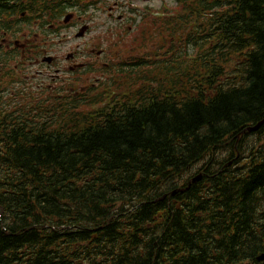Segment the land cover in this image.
Listing matches in <instances>:
<instances>
[{"label": "trees", "instance_id": "obj_1", "mask_svg": "<svg viewBox=\"0 0 264 264\" xmlns=\"http://www.w3.org/2000/svg\"><path fill=\"white\" fill-rule=\"evenodd\" d=\"M7 1L11 32L68 12ZM172 1L87 90H0V264H264V0Z\"/></svg>", "mask_w": 264, "mask_h": 264}, {"label": "rangeland", "instance_id": "obj_2", "mask_svg": "<svg viewBox=\"0 0 264 264\" xmlns=\"http://www.w3.org/2000/svg\"><path fill=\"white\" fill-rule=\"evenodd\" d=\"M89 1L84 0L81 7L68 10L67 13H75L74 18L69 22L64 23L63 15L56 27L51 28L47 25L42 33L38 31L36 37L31 36L32 43H37L39 48L42 47L47 50L46 54L55 56L58 60L54 64H48L47 62L40 64L39 62L35 63L36 61L32 63L30 60H34L35 57L27 54L26 58L28 57V60L24 68L26 71V86L35 87L39 81L42 83L47 82L44 78L45 73H52L56 69L61 68L62 72L69 74L68 64L70 62L66 61V57L70 52L78 53V61H87L88 59H97L96 53H89L90 49L104 50L105 53L101 54L99 60L100 63L102 61L107 62L110 57H107L105 47L109 42L107 39L110 32H113L114 35L128 32L130 35L136 28L134 17H138L139 20V15L144 12L146 7L157 9L164 7V4L171 6L175 4L172 0H101L100 2L96 0L95 5L84 9V5ZM86 23L89 24V28L85 35L77 36L81 27ZM35 38H37V41L34 40ZM116 49L120 53L126 52V48L122 49L117 46ZM44 55V52H42L37 59L41 61ZM254 139V137L248 138L247 142L251 143Z\"/></svg>", "mask_w": 264, "mask_h": 264}, {"label": "flooded vegetation", "instance_id": "obj_3", "mask_svg": "<svg viewBox=\"0 0 264 264\" xmlns=\"http://www.w3.org/2000/svg\"><path fill=\"white\" fill-rule=\"evenodd\" d=\"M100 2L101 0H97ZM96 0H90L89 3L85 4L84 9L91 8V5H95L97 3ZM63 4L68 7V10L71 8H79L81 4L75 3L69 0H62ZM3 4V10H0V90L1 94L5 95L6 98L15 99L16 91L24 90L25 88H32L34 90L38 89L41 90L40 87L42 86H52L56 85L57 83L69 84L74 83L75 86L80 90H87L91 84V81L99 80L104 75V67L106 62L102 61L100 63V56L105 52L101 50L96 51L95 48L90 49V54H97V59L87 60V61H78V53L77 52H70L69 55L66 57V61L68 64V73L66 74L62 72L61 68L56 69L52 73H45L44 78L47 82L42 83L39 81L35 87H28L26 86V62L28 57L26 55H31L35 57L34 60H30L32 63L39 62L42 64L43 62H47L48 64H54L58 59L55 56H49L46 54L47 50L44 48H39L37 43H32L31 36L36 37L37 32L29 31L26 29L28 25L25 23L24 18L27 15V10L21 11L20 15L18 16L17 23L19 25L20 31L18 32H11L12 30L9 27L10 21H15L16 17L14 16L13 19H10L8 16V1L2 0L0 2ZM15 4V3H14ZM75 13H73V17ZM58 21L60 19L53 21L50 23V27H56L58 25ZM31 24V23H30ZM41 24V18H36L33 20V29H37ZM31 25V28H32ZM40 39L39 37H37ZM37 38L34 40L37 41ZM42 52H44V56L42 57L41 61L37 59ZM49 56L52 57L50 61H45L44 59ZM55 57V58H54ZM96 63V64H95ZM97 65L98 66V73L95 74L92 72V75L89 73L90 65ZM44 74V73H43ZM73 87V88H74Z\"/></svg>", "mask_w": 264, "mask_h": 264}, {"label": "water", "instance_id": "obj_4", "mask_svg": "<svg viewBox=\"0 0 264 264\" xmlns=\"http://www.w3.org/2000/svg\"><path fill=\"white\" fill-rule=\"evenodd\" d=\"M72 17H73V14L72 13L67 14L65 16L64 22H66V23L69 22ZM87 29H88V25H84L80 29V31L78 32L77 36H82L83 34H85V32H86ZM46 60L47 61H50L51 58L50 57H47ZM263 124H264V119H262L261 121H259L258 123L254 124V125L248 126L247 129H245V131H249V132L257 131L258 129H260L263 126ZM202 177H203V172H199L197 175L193 176L190 179L189 184H188L187 187H185V188H177V189L173 190L172 191V195H175L179 191L184 192L185 190H188L191 187L192 183H196V182L200 181L202 179ZM257 259L259 261H261V262L264 263V252L261 253V254H259L257 256Z\"/></svg>", "mask_w": 264, "mask_h": 264}, {"label": "bare ground", "instance_id": "obj_5", "mask_svg": "<svg viewBox=\"0 0 264 264\" xmlns=\"http://www.w3.org/2000/svg\"><path fill=\"white\" fill-rule=\"evenodd\" d=\"M48 3H49V2H48ZM48 3H47V4H48ZM50 5H51V4H50ZM34 7H35V6H34ZM49 7H50V6H49ZM46 10H47V9H46ZM65 11H66V10H65Z\"/></svg>", "mask_w": 264, "mask_h": 264}]
</instances>
